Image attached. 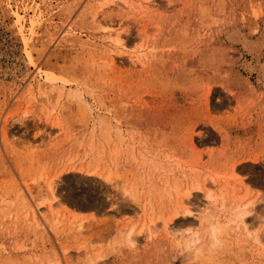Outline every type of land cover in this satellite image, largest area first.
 <instances>
[{
	"label": "rangeland",
	"instance_id": "374dc122",
	"mask_svg": "<svg viewBox=\"0 0 264 264\" xmlns=\"http://www.w3.org/2000/svg\"><path fill=\"white\" fill-rule=\"evenodd\" d=\"M121 4L0 0V264H264V0Z\"/></svg>",
	"mask_w": 264,
	"mask_h": 264
},
{
	"label": "clouds",
	"instance_id": "9594fccd",
	"mask_svg": "<svg viewBox=\"0 0 264 264\" xmlns=\"http://www.w3.org/2000/svg\"><path fill=\"white\" fill-rule=\"evenodd\" d=\"M249 216L253 217L255 223L259 224L264 222V213H257L253 210L251 205L240 207L234 210L233 218L237 222L246 221ZM172 235L177 239L182 240L183 250L193 256V258L199 257L203 249L199 247L200 240L199 237L193 233H189L187 229L181 227H175L170 229ZM223 231L224 225L217 222H210L208 227V239L210 241L208 247L210 250H215L223 247ZM185 234L187 238H185ZM249 238H252L251 236ZM128 246L135 248V241L131 239V236L128 238ZM257 243L259 241H256Z\"/></svg>",
	"mask_w": 264,
	"mask_h": 264
},
{
	"label": "bare ground",
	"instance_id": "6f19581e",
	"mask_svg": "<svg viewBox=\"0 0 264 264\" xmlns=\"http://www.w3.org/2000/svg\"><path fill=\"white\" fill-rule=\"evenodd\" d=\"M118 1H121V3L124 5V6H129V0H118ZM121 4V5H122ZM123 6V7H124ZM17 17H18V19H20V18H24V17H22L20 14H18L17 13ZM24 20V19H23ZM21 24V23H20ZM23 26V25H22ZM113 41L115 42V44L117 45V47H124V38H123V36H122V33L121 32H119V31H116L115 32V34H113ZM100 167V166H99ZM99 172V171H98ZM101 174V173H100ZM111 177H112V172L111 173H108L106 176H104L103 177V179H104V181L105 182H107V183H109L110 181H111ZM211 180L213 181V183L214 182H218L217 181V179L215 178V177H211ZM55 184V183H54ZM225 185V184H224ZM49 187H50V189L51 190H53L54 191V188H53V184L52 185H49ZM54 187H55V185H54ZM215 190V189H214ZM30 193H32V192H30ZM226 193V192H225ZM31 195V194H30ZM185 195H189V193H187V194H185ZM27 196H29V194L27 195ZM226 196H228V195H226ZM207 199H208V201H210V203H213L214 205H216V204H218V202H221V203H223V202H225V196H224V193H217V194H214V193H212V192H209V194L207 193ZM208 203V202H207ZM210 203H209V205H210ZM212 204V205H213ZM222 207L224 206V205H221ZM216 207H218V206H216ZM221 207V209H223ZM240 207H244V206H237V207H235V209H237V208H240ZM219 209V208H218ZM234 209V210H235ZM38 210V209H37ZM36 210V208H34L33 209V211H34V214H36L38 211ZM234 210H232V212L230 213V214H227L226 216L225 215H220V214H218V213H215L214 211H213V214H209V217H207L205 220H204V227L206 228V230H205V232H206V234L208 235V227H209V223L210 222H217V223H220V224H222V225H224V224H234V225H236V226H238V227H240V226H242V225H245V222L246 221H240V222H237L236 220H234V218H233V212H234ZM217 211V210H216ZM218 212V211H217ZM188 213H190V212H188ZM224 219H226L228 222L227 223H224L223 224V220ZM225 226V225H224ZM206 234H205V236H206ZM195 235H197V234H195ZM198 236V235H197ZM205 236H204V238H205ZM199 237V236H198ZM199 240H200V242H201V237H199ZM204 240V239H203Z\"/></svg>",
	"mask_w": 264,
	"mask_h": 264
}]
</instances>
